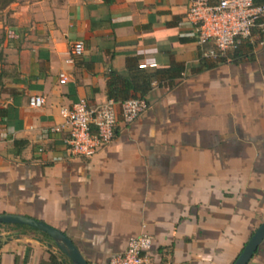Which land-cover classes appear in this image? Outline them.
Here are the masks:
<instances>
[{"label": "crops", "instance_id": "1", "mask_svg": "<svg viewBox=\"0 0 264 264\" xmlns=\"http://www.w3.org/2000/svg\"><path fill=\"white\" fill-rule=\"evenodd\" d=\"M192 0H16L0 21V213L63 232L87 264L151 236V264H231L264 219V34L212 62ZM82 42L71 56L70 46ZM70 59V61H68ZM155 67L139 68V63ZM148 107L89 157L72 156L59 107L108 98ZM59 73L65 80L59 82ZM131 83L145 86L140 95ZM43 97L39 108L30 95ZM0 264H71L44 233L0 224ZM246 264H264V238Z\"/></svg>", "mask_w": 264, "mask_h": 264}, {"label": "built area", "instance_id": "2", "mask_svg": "<svg viewBox=\"0 0 264 264\" xmlns=\"http://www.w3.org/2000/svg\"><path fill=\"white\" fill-rule=\"evenodd\" d=\"M185 19L192 25L196 43L202 45L200 56L216 59L233 49L240 40L251 36L253 27H259L264 34V2L254 4L253 0H192ZM83 49L82 42L71 43L70 55L78 56ZM70 61V59H68ZM139 68L155 67V63H139ZM59 82L65 80L59 73ZM27 104L39 108L43 97L30 95ZM148 103L144 97L136 96L115 100L106 98L96 104L79 99L70 106L59 107L61 123L52 127L54 131L65 132L63 143L69 153L77 157H89L111 142L117 123L127 125L135 120ZM151 236L145 232L127 239L124 250L112 255L106 264H151L146 250L150 248Z\"/></svg>", "mask_w": 264, "mask_h": 264}, {"label": "water", "instance_id": "3", "mask_svg": "<svg viewBox=\"0 0 264 264\" xmlns=\"http://www.w3.org/2000/svg\"><path fill=\"white\" fill-rule=\"evenodd\" d=\"M0 224L26 225L36 229L48 236L55 247L70 260L71 264H87L77 247L63 232L42 221L17 213H0ZM263 238L264 219L254 229L231 264H246Z\"/></svg>", "mask_w": 264, "mask_h": 264}, {"label": "trees", "instance_id": "4", "mask_svg": "<svg viewBox=\"0 0 264 264\" xmlns=\"http://www.w3.org/2000/svg\"><path fill=\"white\" fill-rule=\"evenodd\" d=\"M13 1H16V0H0V8H3L5 6H7L9 3L13 2ZM253 2H254V4H259V3L264 2V0H253ZM240 41H239V43H240ZM238 44L233 49L227 51V53L225 55L219 56L216 59H206V58H202V57L201 58L202 59H206V60H210V61L215 62V63L216 62L230 61L231 60V51L236 50ZM108 76L109 77H108V79L106 81V96L108 98H113L115 100L125 99L123 97L126 95L127 88L129 86L127 84H123V88H124L123 89V93L124 94L121 97L120 96L121 94L119 92L120 89H118V87H116V81L119 80V79H122V80H126V79L121 78V76L119 74L115 73L114 71H109ZM130 88L132 90H138L140 95H142L147 90L146 85L145 86H143V85L142 86H136L133 83H131Z\"/></svg>", "mask_w": 264, "mask_h": 264}, {"label": "rangeland", "instance_id": "5", "mask_svg": "<svg viewBox=\"0 0 264 264\" xmlns=\"http://www.w3.org/2000/svg\"><path fill=\"white\" fill-rule=\"evenodd\" d=\"M5 7L0 8V21H2L3 19H5V17H6Z\"/></svg>", "mask_w": 264, "mask_h": 264}]
</instances>
